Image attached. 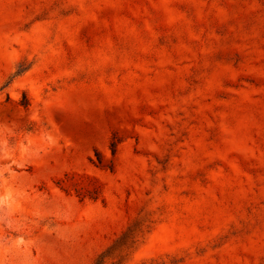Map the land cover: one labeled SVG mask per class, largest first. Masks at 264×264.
<instances>
[{
    "label": "rangeland",
    "instance_id": "1",
    "mask_svg": "<svg viewBox=\"0 0 264 264\" xmlns=\"http://www.w3.org/2000/svg\"><path fill=\"white\" fill-rule=\"evenodd\" d=\"M0 264H264V0H0Z\"/></svg>",
    "mask_w": 264,
    "mask_h": 264
},
{
    "label": "trees",
    "instance_id": "2",
    "mask_svg": "<svg viewBox=\"0 0 264 264\" xmlns=\"http://www.w3.org/2000/svg\"><path fill=\"white\" fill-rule=\"evenodd\" d=\"M114 150V149H113Z\"/></svg>",
    "mask_w": 264,
    "mask_h": 264
}]
</instances>
